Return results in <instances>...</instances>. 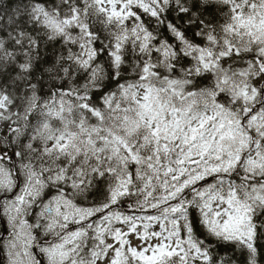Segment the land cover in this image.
Wrapping results in <instances>:
<instances>
[{
	"label": "snow or ice",
	"instance_id": "6c2138e0",
	"mask_svg": "<svg viewBox=\"0 0 264 264\" xmlns=\"http://www.w3.org/2000/svg\"><path fill=\"white\" fill-rule=\"evenodd\" d=\"M0 264H264V0H0Z\"/></svg>",
	"mask_w": 264,
	"mask_h": 264
}]
</instances>
